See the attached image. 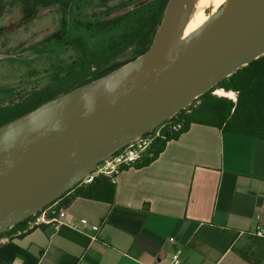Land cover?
Instances as JSON below:
<instances>
[{
  "label": "water",
  "instance_id": "95a60500",
  "mask_svg": "<svg viewBox=\"0 0 264 264\" xmlns=\"http://www.w3.org/2000/svg\"><path fill=\"white\" fill-rule=\"evenodd\" d=\"M195 1L167 0L133 60L0 125V232L264 53V0H226L183 36Z\"/></svg>",
  "mask_w": 264,
  "mask_h": 264
},
{
  "label": "crops",
  "instance_id": "0c3cea01",
  "mask_svg": "<svg viewBox=\"0 0 264 264\" xmlns=\"http://www.w3.org/2000/svg\"><path fill=\"white\" fill-rule=\"evenodd\" d=\"M113 182L111 201L77 195L53 221L3 230L0 264H264V139L192 123Z\"/></svg>",
  "mask_w": 264,
  "mask_h": 264
},
{
  "label": "trees",
  "instance_id": "16d2710c",
  "mask_svg": "<svg viewBox=\"0 0 264 264\" xmlns=\"http://www.w3.org/2000/svg\"><path fill=\"white\" fill-rule=\"evenodd\" d=\"M21 17L14 23L1 27L12 30L32 18L42 7L57 5L63 12L71 0H19ZM167 0H152L128 8L113 17L82 21L83 34L67 35L65 31L51 36L70 45L75 50L67 73L56 77L54 85L35 91L10 105H0V125L13 120L43 102L73 88L95 80L142 54L150 45L161 20ZM73 3V1H72ZM129 5L134 4L131 0ZM125 5V4H124ZM122 6V5H120ZM65 27L66 20H62ZM218 88V89H217ZM225 91L236 92V100L229 99ZM192 123L211 125L223 132H234L264 139V53L220 80L214 87L195 98L186 108L165 120L159 135L145 153L120 166L119 171L130 166L142 167L152 162L164 149L167 141L177 139ZM176 124L180 127L174 128ZM118 171V172H119ZM114 182L105 173H99L89 183H78L61 195L58 203L46 214L54 217L74 196L113 200ZM57 200L51 202L55 203ZM31 216L14 224L8 230H28ZM35 225L32 227L40 226ZM30 227V228H32ZM5 231H1L3 233Z\"/></svg>",
  "mask_w": 264,
  "mask_h": 264
},
{
  "label": "rangeland",
  "instance_id": "374dc122",
  "mask_svg": "<svg viewBox=\"0 0 264 264\" xmlns=\"http://www.w3.org/2000/svg\"><path fill=\"white\" fill-rule=\"evenodd\" d=\"M130 1L71 0L66 12L57 5L42 7L34 18L18 27L0 29V105L16 103L35 91L54 85L55 75L63 77L67 73L75 50L52 38L53 33L83 34L79 25L82 21L113 17L152 0H133L134 4L127 6ZM210 9L211 6L206 7L207 12ZM20 17L19 0H0V28ZM63 19L66 20L65 27Z\"/></svg>",
  "mask_w": 264,
  "mask_h": 264
},
{
  "label": "built area",
  "instance_id": "2783aa9c",
  "mask_svg": "<svg viewBox=\"0 0 264 264\" xmlns=\"http://www.w3.org/2000/svg\"><path fill=\"white\" fill-rule=\"evenodd\" d=\"M232 100L235 101L236 97H233ZM178 127H180V125L176 124L174 128H178ZM160 129L161 126H157L155 129L147 133H144L140 136H137L133 140L126 143L110 158L100 162L96 166V168L90 171L88 174H86L80 180V182H78V184L82 185L91 182L93 178L97 176L99 173H105L109 175L113 181L114 176L119 171L121 165L129 163L130 161H133L135 159H138L145 153V151L148 149L153 139L157 135H159ZM53 205L54 203H50L45 207H43L42 209H40L35 214L31 215V221L29 222L30 227L55 220V217H47L46 215L52 209ZM64 222L75 229L82 227L84 228L89 227L92 230L98 229V225L90 223L86 217H79L77 221H75L73 220L72 216L68 214L65 217ZM254 234L258 237H264V230L261 224L256 225ZM171 264H180L178 253H175L172 256Z\"/></svg>",
  "mask_w": 264,
  "mask_h": 264
},
{
  "label": "bare ground",
  "instance_id": "6f19581e",
  "mask_svg": "<svg viewBox=\"0 0 264 264\" xmlns=\"http://www.w3.org/2000/svg\"><path fill=\"white\" fill-rule=\"evenodd\" d=\"M226 0H196L192 6L189 17L187 19L183 36L201 25L216 9L220 7ZM211 6L209 12L206 11V7ZM227 96L233 97V91L222 90ZM217 93V89H215Z\"/></svg>",
  "mask_w": 264,
  "mask_h": 264
}]
</instances>
